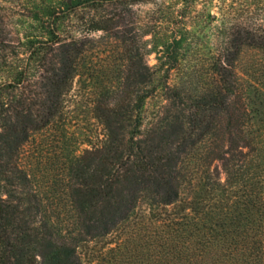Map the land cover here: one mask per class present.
Instances as JSON below:
<instances>
[{"label":"trees","instance_id":"16d2710c","mask_svg":"<svg viewBox=\"0 0 264 264\" xmlns=\"http://www.w3.org/2000/svg\"><path fill=\"white\" fill-rule=\"evenodd\" d=\"M48 1L38 7L34 20L55 26L62 10L52 0L42 3ZM61 1L70 16L126 0ZM88 22L91 31H108L117 24L94 15ZM45 35L54 37V32ZM242 49L264 53V30L244 31L230 46L231 56L212 63L223 87H201L199 95L182 81L178 88L165 84L177 68L176 55L168 49V58L163 53L157 58V73H140L136 54L129 51L126 66L133 61L132 76L123 81L118 75L117 89L105 90L114 94L116 132L104 147L69 164L66 184L53 182L46 191L42 186L34 191L28 174L13 165L11 155L25 143L28 129V117L16 112V123L0 138V264H83L79 250L109 236L115 239L108 245L115 246L108 256H96L97 264H264V100L261 110L248 109L249 96L236 92L235 67ZM68 55L62 49L60 62ZM66 71L71 79L73 68ZM117 71L112 66L108 73ZM161 71L165 77L159 80ZM57 77L52 75L55 87ZM159 88L175 112L163 119L166 130L156 144L141 145L137 134L122 126L128 113L124 102L131 99L133 111L140 113ZM256 119L257 127L248 125ZM220 131L229 146L226 152L223 142L214 140ZM250 149L254 156L248 159ZM213 162L221 163L223 180L219 174L209 178ZM60 190L66 192L65 206L56 200Z\"/></svg>","mask_w":264,"mask_h":264},{"label":"rangeland","instance_id":"374dc122","mask_svg":"<svg viewBox=\"0 0 264 264\" xmlns=\"http://www.w3.org/2000/svg\"><path fill=\"white\" fill-rule=\"evenodd\" d=\"M48 3L0 0V138L9 124L16 123V112L28 117L24 123L28 128L26 141L11 156L13 165L28 174L34 191H40L41 186L46 191L53 182L66 184L69 164L110 141V135L116 132L117 119L111 113L116 105L114 94L106 95L105 90L112 86L117 89L118 75L120 80L132 76L133 61L126 66L129 51L136 54L134 61L140 73H148L147 69L157 73L154 68L157 58L162 53L168 58V49L176 55L177 68L168 73L165 84L178 88L183 83L191 90L197 89L199 95L201 87L222 85L212 63L231 56L230 46L242 39L244 31L261 34L264 30V0H126L116 7L81 9L70 16L65 14L61 0H52L50 3L62 10L55 26L47 25V20L43 23L34 20L38 7ZM93 15L100 22L111 20L117 24L108 31H91L88 20ZM50 30L54 37L45 35ZM39 41L43 44H38ZM174 41L180 44L174 45ZM62 49L69 53L64 64L59 60ZM70 66L74 73L71 79L66 71ZM112 66L119 70L114 76L108 73ZM235 68L236 92L249 96L248 109L261 110L264 53L242 49ZM55 73H58L56 87L52 78ZM163 76V71L156 75L159 80ZM148 88L150 91L151 86ZM164 98V93L157 89L140 113L133 111L131 99L124 102L127 109L124 111L128 113L122 126L137 134L139 144H156L165 132L163 119L174 115L175 110L171 100ZM51 113L55 114L53 118ZM46 118L49 119L44 124ZM257 119L248 125L255 127ZM214 138L217 144L223 142L222 152H226L229 146L222 131ZM249 155L248 159L254 156L251 149ZM220 165L219 162L209 165V178L219 174L223 180ZM58 193L56 200L61 206L68 204L66 192ZM114 239L109 236L82 247L79 252L83 264H97L96 256H108L115 246L108 243Z\"/></svg>","mask_w":264,"mask_h":264}]
</instances>
